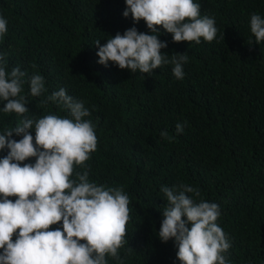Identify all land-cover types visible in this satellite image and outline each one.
I'll use <instances>...</instances> for the list:
<instances>
[{"label":"trees","instance_id":"16d2710c","mask_svg":"<svg viewBox=\"0 0 264 264\" xmlns=\"http://www.w3.org/2000/svg\"><path fill=\"white\" fill-rule=\"evenodd\" d=\"M194 2L202 17L216 22L213 41L173 42L158 26L166 58L188 57L177 79L172 63L133 73L97 62L95 41L102 46L131 27L152 34L143 20L123 16L125 0H0L8 21L0 54L7 72L19 67L26 73L20 95L29 109L0 110V134L26 118H70L63 103L47 100L61 88L84 102L97 147L74 167L72 179L88 171L90 182L122 188L130 200L128 243L118 249L119 259L106 255L107 264H180L174 241L161 242L158 233L167 206L161 188L181 184L199 191L196 202L219 206L216 223L230 242L228 264H264V41L256 43L250 28L253 14L264 18V0ZM34 75L44 78L40 96L30 94ZM7 151L0 150V158Z\"/></svg>","mask_w":264,"mask_h":264},{"label":"clouds","instance_id":"9594fccd","mask_svg":"<svg viewBox=\"0 0 264 264\" xmlns=\"http://www.w3.org/2000/svg\"><path fill=\"white\" fill-rule=\"evenodd\" d=\"M125 4L123 16L131 13L134 22L143 20L152 34L131 27L102 46L95 41L97 62L104 66L111 61L133 73H151L172 63L173 75L183 79L182 64L188 57L183 53L171 61L166 58L161 49L167 42L158 39V26L172 34L173 42L199 44L201 38L211 42L218 31L215 20L202 17L201 6L194 0H125ZM7 23L0 15V40L7 33ZM250 28L256 43L264 41V18L253 14ZM25 75L19 67L7 72L0 54V101H6L0 109L3 112H29L26 98L20 95ZM44 91V78L32 76L30 94L40 96ZM47 100L63 103L70 109V118L54 114L26 118L0 134V150H8L0 158V264H107L106 255L119 259L118 249L128 243L129 196L122 188L90 182L88 171L76 173L77 180L72 179L74 167L83 165L96 150L95 126L84 119L90 115L84 102L74 100L64 88ZM183 128L176 124L177 133ZM13 134L22 138L12 139ZM160 136L168 138V133L162 131ZM33 157L35 163H22ZM161 191L167 206L158 237L161 242L174 241L180 264H228L224 253L230 242L216 223L219 206L196 202L193 197L200 193L191 186L181 184L179 190L162 187ZM57 224L60 227H51Z\"/></svg>","mask_w":264,"mask_h":264}]
</instances>
